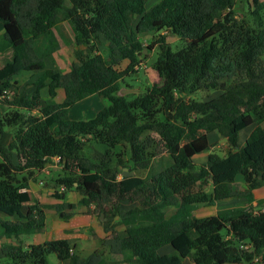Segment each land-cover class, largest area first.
I'll return each mask as SVG.
<instances>
[{
    "label": "trees",
    "instance_id": "16d2710c",
    "mask_svg": "<svg viewBox=\"0 0 264 264\" xmlns=\"http://www.w3.org/2000/svg\"><path fill=\"white\" fill-rule=\"evenodd\" d=\"M237 1L158 0L145 8L144 0H0V227L5 237L41 232L48 208L65 220L74 213L76 204L70 202L21 201L35 174L59 158L63 174L54 182L60 188L54 198L63 200L62 191L76 189L83 194L80 204L95 203L99 210L108 202L114 211L122 201L136 205L122 215L123 236L113 216L104 213L102 243L110 254L134 264L185 259L264 264V210L243 206L202 217L194 213L198 204L251 201L264 186V26L251 29L236 22ZM255 9H264V2ZM62 22L69 25L74 45L86 49L76 53L66 73L46 67V59L61 49L54 28ZM145 34L153 38L147 46L140 40ZM167 35L176 36L182 47L172 50ZM101 38L106 55L99 49ZM155 46L152 69L161 83L132 99L118 95L124 77L147 57L144 50ZM123 61L127 65L121 68ZM36 71L41 73L33 83L19 86L16 76ZM59 89L64 97L55 102ZM198 91L218 94L206 101L188 98ZM94 94L109 104L90 119H71L70 108ZM253 124L241 146L239 132ZM7 130L11 138L4 144ZM211 131L225 139L227 152H210L197 165L194 155L213 146L207 138ZM87 141L102 146L107 161L85 156ZM122 143L130 149L131 171L145 175L124 176L119 159L109 165L111 151ZM158 147L172 159L162 170L151 164V150ZM237 175L244 189L235 188ZM169 206L176 208L167 216ZM166 246L170 251L159 253ZM0 252L8 264H49L48 254H55L57 264H114L97 252L75 254L65 238L27 246L3 243Z\"/></svg>",
    "mask_w": 264,
    "mask_h": 264
},
{
    "label": "rangeland",
    "instance_id": "374dc122",
    "mask_svg": "<svg viewBox=\"0 0 264 264\" xmlns=\"http://www.w3.org/2000/svg\"><path fill=\"white\" fill-rule=\"evenodd\" d=\"M158 0H144L145 8H149ZM264 2V0H238L237 4L233 8L234 10V18L236 22L239 24H243L248 26L249 28H257L259 26H264V9H261L257 13H253L256 9V5L259 3ZM57 31V37L59 39V43L61 45V49L54 53V57L52 60H48V67L53 68L54 70L64 72L68 69L70 65V60H74V57L77 52H79V48L74 45L72 39V33L70 27L67 23H60L55 27ZM152 36L150 34H145L140 36V40L144 46H147L151 40ZM167 43L171 46L172 50L179 49L182 47L183 43L173 35L166 36ZM100 52L106 55V42L103 38L100 39L99 44ZM82 51H86L85 47ZM144 55L147 56L141 60V63L134 67L135 72L127 75L124 77V80L120 83L122 89H133L137 90L133 93H126L127 99H132L133 94L139 93L146 89L147 86H152L153 84H160L161 80L157 76L156 72L152 69V64L156 59L158 48L155 46L152 50L148 51L147 49L144 50ZM3 54L0 52V67L2 65L1 56ZM262 62L264 63V55L262 56ZM41 72H22L20 75L16 76L15 79L18 82L20 87L29 86L33 83ZM29 92L33 89L32 87H28ZM218 92L215 91H198L188 96L190 99L206 101L213 97H215ZM42 95L47 97V89L42 90ZM95 97H87L81 102L74 104L70 108L69 117L71 119H89L94 116V113L103 106H105L106 102L103 98L99 97V95L95 94ZM60 98V97H58ZM57 98V99H58ZM56 100V97H55ZM57 101V100H56ZM83 102V103H82ZM8 131V130H7ZM8 133H11L9 130ZM148 133H145L146 135ZM198 134V133H197ZM143 135V136H144ZM155 139H157L156 134H151ZM196 135V134H193ZM8 136V135H7ZM7 140V138H5ZM188 138L185 136L181 143L187 141ZM225 142V141H224ZM226 143V142H225ZM219 144V143H218ZM105 149L96 144L94 141H87V145L83 150V154L85 156L90 157L95 163H99L102 159L103 161L106 160L105 158ZM216 151L217 154L224 155L226 150L224 147L217 146ZM113 160L109 161V165L111 167L115 166L117 163L116 160H122V164L119 165L117 168L121 170L123 173H128L132 170L133 164L130 160V149L127 144H120L112 151ZM153 155H151V164L156 170H162L167 168L172 164V159L167 151L158 147L157 149H152ZM219 154V155H220ZM104 157V158H103ZM196 164H198V157H195ZM59 166L58 168H52L53 165ZM54 163H50L47 167V173L43 174L40 173L37 179L34 180V177L31 182L32 185L29 189H24L21 191V201L23 204L28 205L35 201H39L42 204H51L54 205L60 202H70L76 204V209L74 213L68 219H62L59 217V212L55 208H48L45 210V216L47 214L49 225L46 228V224L44 229L36 233L35 235H23L17 238H7L5 237L2 232H0V247L3 243H11V244H18L26 246L27 242L34 243H41L46 240V231L52 230L53 228H57L60 225H63V234L66 235L68 238L69 244L72 248V252L79 255H88L91 252H97L102 254L106 259L112 261L114 264H134L130 261L129 257H122L120 255H113L108 252V248L103 245L102 240L107 236V233L103 230V224L106 221V217L104 213H110L113 216L112 223L114 224L115 229L120 235H124L123 229L124 226L121 223L122 215L136 206L135 204H130L127 201H122L119 205L117 211L112 210L111 204L108 202L106 204L107 207L99 210L95 203H91L88 206L80 204V199L83 197V194L76 190L70 189L62 191L64 193V199L58 200L54 198L55 192H59L60 188L55 185V180L60 177L62 173V164L59 161H55ZM134 174L137 175H145V171L143 170H136L133 171ZM120 177V176H119ZM215 205V204H214ZM219 207L225 208L226 205L222 204ZM176 207L169 206L165 208L166 215L169 216L171 213L174 212ZM230 209V208H229ZM219 209L216 210V206L213 205H203L198 204L195 209V215L198 217L211 215L217 212ZM81 215H86L85 217L89 218L86 224H80L81 222H77L72 224V221L76 218L80 219ZM50 217H52L55 221L51 222ZM60 220V221H59ZM46 228V229H45ZM1 231V227H0ZM71 235H68V234ZM57 233L48 234V237H54ZM47 237V238H48ZM44 238V240H43ZM170 251V247L166 246L165 248L161 249L159 253H164ZM128 256H131L128 254ZM47 260L49 264H57L58 260L55 254H48ZM0 264H8L6 259L3 258V255L0 252ZM181 264H191L188 259L182 261Z\"/></svg>",
    "mask_w": 264,
    "mask_h": 264
},
{
    "label": "crops",
    "instance_id": "0c3cea01",
    "mask_svg": "<svg viewBox=\"0 0 264 264\" xmlns=\"http://www.w3.org/2000/svg\"><path fill=\"white\" fill-rule=\"evenodd\" d=\"M62 23H65V22H62ZM60 23H58L57 25H59ZM56 25V26H57ZM55 26V27H56ZM54 30H55V33H56V35H57V31H56V29L54 28ZM78 48L80 49V50H83L84 49V46H78ZM52 57H54V53H53V56ZM74 57V60L72 59V60H70V65H71V63L72 62H74V61H76V58H75V56H73ZM48 60H52V58L51 59H46V67L47 68H51V67H48L47 66V64H48ZM70 65L68 66V69L67 70H65L64 72H61V71H57V70H54L53 68H51L53 71H55V72H59V73H66V72H68L69 71V67H70ZM125 65H127V61H123L122 62V64H121V68H123ZM121 89V88H120ZM43 96V95H42ZM96 95L94 94V95H91V96H89V97H95ZM44 97V96H43ZM56 100H55V98H54V101L55 102H61L62 100H63V97H64V93H63V90H61V89H59L58 91H57V94H56ZM58 97H60V98H58ZM100 97V96H99ZM58 98V99H57ZM87 98V97H86ZM85 98V99H86ZM102 98V97H101ZM104 99V101L106 102L105 104L106 105H108L109 104V101L107 100V99H105V98H103ZM83 101V100H82ZM81 102V101H80ZM83 103V102H82ZM105 105V106H106ZM104 107V106H103ZM99 111V110H98ZM70 112V111H69ZM97 112V111H96ZM96 112L94 113V115L96 114ZM92 118V117H91ZM90 119V118H89ZM75 120H86V118L85 119H75ZM254 124L253 125H251V126H249V127H247V128H245V129H242L240 132H239V137H238V142H239V144L241 145V146H243L244 144H245V140H246V138L248 137V135L250 134V132L252 131V129L254 128ZM261 126L262 127H264V122H262L261 123ZM8 135V136H7ZM5 138H7V140H5ZM10 138H11V133H6L4 136H3V138H2V142L4 143V144H7L8 142H9V140H10ZM207 138H208V141H209V143L210 144H212L213 146L209 149V150H207V151H205V152H202V153H199V154H196V155H194V157H193V162L195 161V157H198V164H202V163H204L205 161H206V156L208 155V153H210V152H212V153H218L217 151H216V148H217V146L219 147V146H223L224 147V149L226 150V152H227V146H226V143L224 142L225 141V139H223V138H221L220 136H218V134L215 132V131H211V132H207ZM219 143V144H218ZM220 154V153H219ZM226 154V153H225ZM224 154V155H225ZM224 155H222V154H220V156H224ZM55 158H53V159H51L46 165H45V167L42 169V171H40V172H37L36 174H35V178H34V180L35 179H37V177H38V175L40 174V173H43V174H45V173H47V167L50 165V163H54L55 164ZM195 163V162H194ZM196 164V163H195ZM197 164V165H198ZM59 166H56V164L55 165H53L52 166V168H54V169H56V168H58ZM33 179V178H32ZM31 179V180H32ZM31 180H30V182H29V188H30V186L32 185V182H31ZM234 185H235V188L236 189H244L245 188V186H244V181H243V177H242V175H237L236 176V178H235V183H234ZM28 188V189H29ZM222 204H224V205H226V207L225 208H230V209H236V208H240V207H243V206H247V207H250L251 209H253L254 211H257V210H264V186L263 187H261V188H259V189H256L255 191H254V197H253V199L251 200V201H248V200H245V199H242V198H230V199H226V200H223V201H220V202H216L215 203V205H213L214 207L216 206V210L217 209H222V207H219V205H222ZM224 209V208H223ZM216 213V212H215ZM214 213V214H215ZM86 216V215H85ZM84 215H81V218L80 219H78V218H76V219H74L73 221H72V224H75L76 223V221L77 222H81L80 224H86V222L89 220V218H87V217H85ZM50 221L51 222H54L55 220L52 218V217H50ZM60 221V220H59ZM49 220H48V216H47V214H46V216H45V224H46V228H48L47 226L49 225ZM45 228V229H46ZM63 225H60L59 227H57V228H53V231L52 230H48V231H46V240H51V239H59V238H65V239H68L67 237H66V235L65 234H63L61 231H63ZM0 232H2V230L0 231ZM39 233V232H38ZM53 233H57V235L56 236H54V237H48V234H53ZM36 234V233H35ZM35 234H32V235H35ZM68 235H71L70 233L68 234ZM48 237V238H47ZM43 240H44V238H43ZM45 240V241H46ZM29 243L30 242H27L26 244L27 245H29ZM35 243V242H34ZM34 243H31V244H34ZM26 245V246H27ZM24 246V245H23Z\"/></svg>",
    "mask_w": 264,
    "mask_h": 264
},
{
    "label": "water",
    "instance_id": "95a60500",
    "mask_svg": "<svg viewBox=\"0 0 264 264\" xmlns=\"http://www.w3.org/2000/svg\"><path fill=\"white\" fill-rule=\"evenodd\" d=\"M137 90H133V89H120L118 91V95H125L126 93H133V92H136ZM134 172L133 171H130L128 173H123L124 176H129V175H133Z\"/></svg>",
    "mask_w": 264,
    "mask_h": 264
},
{
    "label": "built area",
    "instance_id": "2783aa9c",
    "mask_svg": "<svg viewBox=\"0 0 264 264\" xmlns=\"http://www.w3.org/2000/svg\"><path fill=\"white\" fill-rule=\"evenodd\" d=\"M56 161H59V158H55ZM61 189L63 190V187H61ZM246 249H248V246H245Z\"/></svg>",
    "mask_w": 264,
    "mask_h": 264
}]
</instances>
